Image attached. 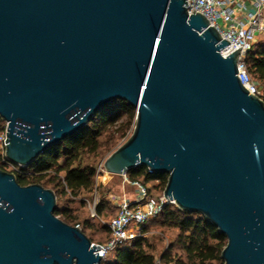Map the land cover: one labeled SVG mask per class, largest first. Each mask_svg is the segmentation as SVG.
<instances>
[{"label":"water","instance_id":"obj_1","mask_svg":"<svg viewBox=\"0 0 264 264\" xmlns=\"http://www.w3.org/2000/svg\"><path fill=\"white\" fill-rule=\"evenodd\" d=\"M186 0H0L4 156L29 166L105 104L135 108L102 162L166 174V200L226 236L223 264H264V100L238 77L240 47ZM56 195L0 168V264H99L54 214Z\"/></svg>","mask_w":264,"mask_h":264},{"label":"trees","instance_id":"obj_2","mask_svg":"<svg viewBox=\"0 0 264 264\" xmlns=\"http://www.w3.org/2000/svg\"><path fill=\"white\" fill-rule=\"evenodd\" d=\"M245 63L252 79L262 88L264 100V38L253 44L245 56ZM134 123L135 108L123 99H114L96 111L77 132L50 146L29 166L16 165L15 169L6 171L13 172L21 185L39 183L52 189L56 195L54 214L68 224L78 223L85 233L86 227H92L90 220L79 219L68 206L59 207L57 200L66 195L76 198L80 194L95 193L94 212L97 218L109 216L108 211L114 206L117 213L118 206L101 191V184L96 185V166L85 163L84 156L94 155L102 148L103 151H113L117 140L125 136L128 129L132 130ZM102 137L104 140H101ZM126 175L146 185L155 180L154 187L159 193L163 191L167 179L166 174L150 172L142 165L127 170ZM156 222L177 230L173 242L160 256L162 264H223L220 253L226 244V236L219 233L202 214L185 212L170 203L163 206L159 216L143 224L142 236L122 242L108 253H112V258L106 255L99 264H155L146 233L149 225ZM104 230L109 238V229L105 227ZM88 237L93 241L92 237ZM174 248L180 253L172 254Z\"/></svg>","mask_w":264,"mask_h":264},{"label":"built area","instance_id":"obj_3","mask_svg":"<svg viewBox=\"0 0 264 264\" xmlns=\"http://www.w3.org/2000/svg\"><path fill=\"white\" fill-rule=\"evenodd\" d=\"M186 4L189 13L192 9L202 13L210 25L218 30L221 37L229 41L219 50L223 57L241 46L237 59V74L240 82L249 93L263 99L262 88L247 71L245 56L252 48L257 35H264V0H186ZM4 138L5 132L0 136V149L3 150ZM0 164H6L9 169L16 167L5 158L4 153L0 154ZM100 170H103L102 163L99 165L98 172ZM122 176L123 185L129 184L135 188V191L133 196L122 193L118 200L117 213L103 224L109 229L110 237L101 243L91 241V244L101 247L97 249L101 260L122 242L142 236L143 224L159 216L165 204H174L172 199L166 200L162 192L154 200L148 185L138 180H131L125 174ZM94 204L91 216L96 217ZM74 225L80 227L78 223ZM155 262V264H162L160 260Z\"/></svg>","mask_w":264,"mask_h":264},{"label":"rangeland","instance_id":"obj_4","mask_svg":"<svg viewBox=\"0 0 264 264\" xmlns=\"http://www.w3.org/2000/svg\"><path fill=\"white\" fill-rule=\"evenodd\" d=\"M258 38L263 39L264 35H257L254 43L258 40ZM133 129V128H132ZM5 131V121L0 120V136ZM131 128L127 130L125 136L121 137L117 140L115 145L112 147L114 150L121 145L131 134ZM101 140H104L102 137ZM104 148L100 149L98 153L94 155H85L84 162L94 164L96 166V175L95 182L96 185H100L103 187L101 189L107 195V198L114 204H118L119 197L123 192L127 193L128 196H132L135 188L129 184L122 183L123 176L117 174H110L105 172L104 170H100L98 172L99 165L103 162V160L112 152L103 151ZM3 153V149H0V154ZM126 175V174H125ZM127 176V175H126ZM151 197L156 200L159 192L154 187L155 180H151L148 184ZM98 196V195H97ZM95 193H85L80 194L76 198H72L69 195L61 196L57 200V204L59 207L68 206L74 213L79 217V219H89L92 227H86L85 233L86 235L92 237L94 242H105L108 238V233L104 230L107 221L116 214V207L114 206L112 210L108 211L109 216L97 218L92 217V209L93 204L96 199ZM177 234L176 229H172L167 226H162L158 222L149 225L146 236L151 245V252H153L155 256V261L160 259L161 254L169 247L171 242H173L175 235ZM179 249L174 248L172 250V254H179ZM108 255V254H107ZM107 258H112V253H110Z\"/></svg>","mask_w":264,"mask_h":264},{"label":"flooded vegetation","instance_id":"obj_5","mask_svg":"<svg viewBox=\"0 0 264 264\" xmlns=\"http://www.w3.org/2000/svg\"><path fill=\"white\" fill-rule=\"evenodd\" d=\"M1 169H4V170H7V169H9L8 167H6V166H1L0 167Z\"/></svg>","mask_w":264,"mask_h":264},{"label":"crops","instance_id":"obj_6","mask_svg":"<svg viewBox=\"0 0 264 264\" xmlns=\"http://www.w3.org/2000/svg\"><path fill=\"white\" fill-rule=\"evenodd\" d=\"M258 40H260V38H258ZM133 196V195H132Z\"/></svg>","mask_w":264,"mask_h":264}]
</instances>
